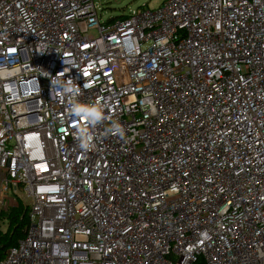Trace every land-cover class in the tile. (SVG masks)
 <instances>
[{
	"label": "built area",
	"instance_id": "obj_1",
	"mask_svg": "<svg viewBox=\"0 0 264 264\" xmlns=\"http://www.w3.org/2000/svg\"><path fill=\"white\" fill-rule=\"evenodd\" d=\"M0 264H264V0H0Z\"/></svg>",
	"mask_w": 264,
	"mask_h": 264
},
{
	"label": "rangeland",
	"instance_id": "obj_2",
	"mask_svg": "<svg viewBox=\"0 0 264 264\" xmlns=\"http://www.w3.org/2000/svg\"><path fill=\"white\" fill-rule=\"evenodd\" d=\"M103 22L144 10H157L165 0H93Z\"/></svg>",
	"mask_w": 264,
	"mask_h": 264
},
{
	"label": "trees",
	"instance_id": "obj_3",
	"mask_svg": "<svg viewBox=\"0 0 264 264\" xmlns=\"http://www.w3.org/2000/svg\"><path fill=\"white\" fill-rule=\"evenodd\" d=\"M113 20V19H112ZM10 225L5 234L0 235V252L4 254L8 249L15 246L23 238L24 230L28 226V212L23 208L15 209L8 215ZM197 264H203L201 261Z\"/></svg>",
	"mask_w": 264,
	"mask_h": 264
}]
</instances>
